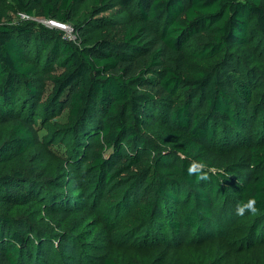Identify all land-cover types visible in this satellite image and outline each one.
Here are the masks:
<instances>
[{"label":"trees","instance_id":"16d2710c","mask_svg":"<svg viewBox=\"0 0 264 264\" xmlns=\"http://www.w3.org/2000/svg\"><path fill=\"white\" fill-rule=\"evenodd\" d=\"M14 1L22 13L33 15L38 8L45 18L67 23L82 0ZM119 3L130 11L120 41L101 38L84 45L80 37L65 38L62 29L33 20L0 23V122L12 121L0 144V164L40 142L36 116L44 122L66 109L68 125L60 136L73 138L75 156L90 157L85 166L95 175L94 191L105 202L109 225L116 215L134 209L128 219L141 224L138 233L154 227L160 232L162 223L175 235L184 228L201 233L215 213L236 215L232 208L251 197L263 213L264 121L258 140L248 146L250 162L261 171L257 179L247 182L242 164L223 163L219 151L235 148L255 121L254 75L231 48L262 49L264 0ZM192 38L200 40L199 57L219 52L224 57L209 69L192 70L187 62ZM50 40L45 63L55 75L52 92L42 102L34 80L41 72L39 47ZM41 106L43 113L37 114ZM81 136L88 139L84 148ZM193 162L207 165V180L188 175ZM34 182L31 171H0V264H36L57 253V237H46L23 213L12 215L38 203ZM52 210L46 213L67 217L65 210ZM63 237L62 244H78ZM30 247L39 253L34 262ZM101 264L119 262L107 256Z\"/></svg>","mask_w":264,"mask_h":264},{"label":"rangeland","instance_id":"374dc122","mask_svg":"<svg viewBox=\"0 0 264 264\" xmlns=\"http://www.w3.org/2000/svg\"><path fill=\"white\" fill-rule=\"evenodd\" d=\"M0 2V23L15 24L23 19L33 20L38 26L62 29L65 38L76 40L80 37L78 40L84 45L101 38L120 41L124 35L126 18L130 15L128 8L120 4L119 0H82L76 6L72 21L66 23L68 28L63 29L59 24L49 23L38 8L33 15H28L20 12L14 0ZM51 43L52 40L47 47H39L42 53L41 72L35 78L34 85L37 87V99L42 102L53 89L55 71L51 64L45 63ZM199 43L198 38H192L187 47V62L192 70L209 69L224 57L223 52L199 57L196 55ZM31 49L35 53L33 45ZM231 49L237 53L241 66L248 67L254 75L252 113L255 121L251 122L250 134H246L247 137L245 135L235 148L226 147L219 153L223 163H241L243 176L249 182L261 175V171L250 162L248 146L258 140L257 128L264 121V46L257 51L245 45L233 46ZM24 93L26 99L31 101L32 97L26 90ZM42 113L41 106L37 114ZM50 116L52 118L47 116L44 122L42 115L36 116L42 138L35 147L0 164L3 173L31 171L36 195L39 196L38 203L15 209L12 215L20 216L23 213L46 237L58 238L55 239L59 247L56 255L39 259L36 264H101L107 256L115 257L119 264H264V212L244 216L217 212L205 223L206 229L201 233L184 228L178 235L173 234L170 227L166 228L163 223L160 224V232H156L154 227L149 232L144 230L138 233L141 224H136L132 218L128 219L134 209L129 214L116 215L113 227L109 225L104 217L105 202L94 191L95 175L85 166L90 162V157L80 159L75 156L77 152H74L73 138L60 136L68 125L66 109L61 113L53 112ZM11 127L12 121L0 122V144L7 138ZM78 140L82 141L79 146L84 148L88 139L81 136ZM215 147H220L219 142ZM70 150H73L71 154ZM72 164L77 167L74 168ZM51 207L55 210H52L53 213L65 210L67 217L50 216L46 210ZM232 209L236 210V207ZM173 216L177 218L178 213ZM67 235L75 238L78 244L71 241L62 244V240L66 239L63 236ZM29 249L34 254V262L39 256L38 250L35 247Z\"/></svg>","mask_w":264,"mask_h":264},{"label":"clouds","instance_id":"9594fccd","mask_svg":"<svg viewBox=\"0 0 264 264\" xmlns=\"http://www.w3.org/2000/svg\"><path fill=\"white\" fill-rule=\"evenodd\" d=\"M207 165L204 162H193L190 167H188L187 172L188 175H196L200 180H207L208 173L206 171ZM257 201L255 197H251L246 201H241L236 205V215L237 216H244L246 213H256Z\"/></svg>","mask_w":264,"mask_h":264},{"label":"built area","instance_id":"2783aa9c","mask_svg":"<svg viewBox=\"0 0 264 264\" xmlns=\"http://www.w3.org/2000/svg\"><path fill=\"white\" fill-rule=\"evenodd\" d=\"M49 23L53 24V25H56V24H59L63 29H67L68 26L66 23L64 22H59V21H56V20H53V19H48Z\"/></svg>","mask_w":264,"mask_h":264}]
</instances>
